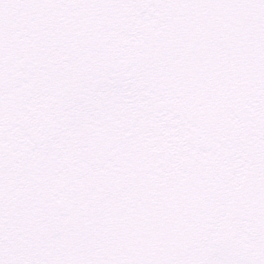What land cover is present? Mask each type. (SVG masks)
<instances>
[{
    "label": "snow or ice",
    "instance_id": "obj_1",
    "mask_svg": "<svg viewBox=\"0 0 264 264\" xmlns=\"http://www.w3.org/2000/svg\"><path fill=\"white\" fill-rule=\"evenodd\" d=\"M0 264H264V0H0Z\"/></svg>",
    "mask_w": 264,
    "mask_h": 264
}]
</instances>
